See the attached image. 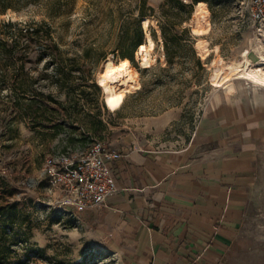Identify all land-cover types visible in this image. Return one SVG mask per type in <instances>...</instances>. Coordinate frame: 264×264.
<instances>
[{"label":"rangeland","instance_id":"rangeland-1","mask_svg":"<svg viewBox=\"0 0 264 264\" xmlns=\"http://www.w3.org/2000/svg\"><path fill=\"white\" fill-rule=\"evenodd\" d=\"M166 1L9 0L11 7L0 10V264H116L86 242L76 215L57 207L39 177L44 157L97 142L123 145L138 137L146 118L169 108L181 109L182 117L168 138L183 141L216 91L211 61H239L248 51L256 64L264 54L248 16L251 0L203 2L208 27L198 36L195 4L173 0L192 4L181 11L172 4L171 12L185 18L191 11L178 29L186 28L194 43L172 46L168 63L156 20ZM140 9L150 14L146 31L154 42L156 61L148 68L134 57L135 44L144 42ZM199 39L217 47L214 54L200 57ZM123 56L130 57L139 89L112 111L96 78L106 59ZM225 264H264V166Z\"/></svg>","mask_w":264,"mask_h":264},{"label":"crops","instance_id":"crops-1","mask_svg":"<svg viewBox=\"0 0 264 264\" xmlns=\"http://www.w3.org/2000/svg\"><path fill=\"white\" fill-rule=\"evenodd\" d=\"M215 88L183 141L168 138L182 117L169 108L109 146L121 153L117 192L104 208L72 213L116 264H225L264 166V88L234 78Z\"/></svg>","mask_w":264,"mask_h":264},{"label":"built area","instance_id":"built-area-1","mask_svg":"<svg viewBox=\"0 0 264 264\" xmlns=\"http://www.w3.org/2000/svg\"><path fill=\"white\" fill-rule=\"evenodd\" d=\"M250 22L264 45V0H251ZM121 153L102 143H93L81 150H62L44 157L39 171L49 193H56L57 207L65 212L101 209L116 192L111 163Z\"/></svg>","mask_w":264,"mask_h":264},{"label":"bare ground","instance_id":"bare-ground-1","mask_svg":"<svg viewBox=\"0 0 264 264\" xmlns=\"http://www.w3.org/2000/svg\"><path fill=\"white\" fill-rule=\"evenodd\" d=\"M209 12L205 8L203 2H197L192 12V32L194 35H203L207 32ZM141 27L144 30V42L137 45L134 51L135 60L140 68H148L152 66L156 57L151 55L154 48V42L149 33L146 31L149 20L141 19ZM195 49L200 57L205 58L209 55L210 48L203 39L197 40L194 44ZM217 47L214 48V51ZM262 49V46H261ZM217 51V50H216ZM248 51L240 55L242 60L224 62L221 59L211 61L213 65L212 73L209 77L212 85L220 87L222 81L230 78L245 80L254 85L264 88V54L258 53V61L256 64L248 59ZM137 72L131 66L126 58H120L117 62H113L110 58L106 59L97 74V84L102 91L109 110L118 109L123 103L127 93L134 92L139 89L137 81Z\"/></svg>","mask_w":264,"mask_h":264},{"label":"trees","instance_id":"trees-1","mask_svg":"<svg viewBox=\"0 0 264 264\" xmlns=\"http://www.w3.org/2000/svg\"><path fill=\"white\" fill-rule=\"evenodd\" d=\"M192 4H196L197 2H205L209 4V0H192ZM172 4H175L178 6V9L181 11L185 8H190L191 5H184L181 2L173 1V0H167L164 2V4L160 5L156 14V20H157V26L160 30V36L163 44V50L165 54L166 61L170 62V52L171 47L177 45L182 41L184 44L192 45L194 42L193 38L189 35L188 30L186 28L178 29L182 26V24L189 20L191 11H186V17H182L179 12L178 13H172L171 7ZM10 2L9 0H0V10L5 11L6 9L10 8ZM150 14H146L143 9H140V12L138 14L139 18H147V16ZM32 32L37 33V29H32ZM141 44L138 42L135 44V48L137 45ZM122 58H126L130 61V57L123 56Z\"/></svg>","mask_w":264,"mask_h":264}]
</instances>
